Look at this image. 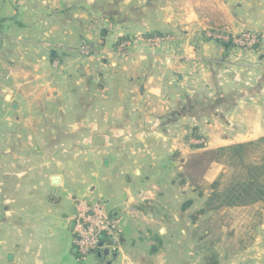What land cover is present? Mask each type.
<instances>
[{
    "label": "crops",
    "instance_id": "crops-1",
    "mask_svg": "<svg viewBox=\"0 0 264 264\" xmlns=\"http://www.w3.org/2000/svg\"><path fill=\"white\" fill-rule=\"evenodd\" d=\"M211 30L263 37L248 51ZM0 126V264H264V200L211 201L245 167L178 179L221 147L251 144L245 164L264 165V0H0ZM73 189L119 220L116 258L77 262Z\"/></svg>",
    "mask_w": 264,
    "mask_h": 264
},
{
    "label": "built area",
    "instance_id": "built-area-1",
    "mask_svg": "<svg viewBox=\"0 0 264 264\" xmlns=\"http://www.w3.org/2000/svg\"><path fill=\"white\" fill-rule=\"evenodd\" d=\"M206 37L221 46L234 45L243 50L253 51L262 41V34L253 31H244L231 36L225 30H211L206 32ZM172 35H155L146 37L144 40L152 45L161 46L173 40ZM136 37L120 38L116 42L114 53L124 56L126 50L137 43ZM96 49L90 44L84 43L81 52L85 57H91ZM188 144L194 148H204L207 141L201 135H191ZM72 224V240L77 255V262L81 263L89 256L98 252L109 250L117 251L122 242L123 229L118 219L108 210L104 201L91 202L85 199L74 200V213L69 217Z\"/></svg>",
    "mask_w": 264,
    "mask_h": 264
},
{
    "label": "trees",
    "instance_id": "trees-1",
    "mask_svg": "<svg viewBox=\"0 0 264 264\" xmlns=\"http://www.w3.org/2000/svg\"><path fill=\"white\" fill-rule=\"evenodd\" d=\"M225 46L228 48L230 45ZM197 135V132H195L194 136ZM250 146L251 144L221 147L196 153L191 157V165L203 164V172L209 168L212 162H223L229 169L246 168V176L240 174L239 178L231 183L227 190L213 193L211 197L212 203H219L221 207H239L252 205L264 200V165L245 164L246 151ZM219 183L216 181L211 187L217 189ZM191 204V201L185 202L183 210L187 209Z\"/></svg>",
    "mask_w": 264,
    "mask_h": 264
},
{
    "label": "rangeland",
    "instance_id": "rangeland-1",
    "mask_svg": "<svg viewBox=\"0 0 264 264\" xmlns=\"http://www.w3.org/2000/svg\"><path fill=\"white\" fill-rule=\"evenodd\" d=\"M12 120H13V118H12ZM45 120H46V117L44 118V120H43V122H45ZM51 120H52V118H51ZM14 122V121H13ZM20 122V117H16V119H15V122L14 123H19ZM44 124V123H43ZM4 129V126H0V131L1 130H3ZM194 131L191 133V135H194ZM18 135H20V133L18 134ZM27 133L26 134H24V138L25 139H27ZM189 139V138H188ZM188 141V140H187ZM192 148H194V147H192ZM193 155H191V156H189L188 157V159H187V166H185L184 167V169H183V173H181V176L180 177H178V179H179V184H184V185H186V184H196V183H199V181L201 180V176L204 174V172H203V169H204V167H203V164H195V165H191V162H192V160H191V157H192ZM187 176V177H186ZM71 194H73L74 195V198L76 199V200H81V199H83L82 198V196L81 195H78V193L77 192H75V190L73 189V192H71ZM73 198V199H74ZM88 201H91V202H93V201H96L95 199H92V198H90L89 197V199H87ZM107 208H108V210H110L109 209V207L107 206ZM72 213H74V212H72ZM71 241H72V237H71ZM93 256V255H92Z\"/></svg>",
    "mask_w": 264,
    "mask_h": 264
},
{
    "label": "water",
    "instance_id": "water-1",
    "mask_svg": "<svg viewBox=\"0 0 264 264\" xmlns=\"http://www.w3.org/2000/svg\"><path fill=\"white\" fill-rule=\"evenodd\" d=\"M80 73L81 74H84L85 73V69H82L80 71ZM12 108H13V110H18V105L17 104H14L12 106ZM52 182H53L54 185L58 186V185L61 184V178L59 176H55V177H53ZM96 255H97V257L99 259H103V258L109 257L111 254H110V251L109 250H104L102 252H98ZM111 256L113 258H116L117 257V253H113Z\"/></svg>",
    "mask_w": 264,
    "mask_h": 264
}]
</instances>
